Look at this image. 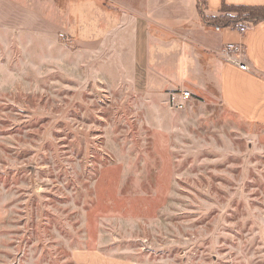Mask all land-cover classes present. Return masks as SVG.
Returning <instances> with one entry per match:
<instances>
[{"label": "rangeland", "instance_id": "obj_1", "mask_svg": "<svg viewBox=\"0 0 264 264\" xmlns=\"http://www.w3.org/2000/svg\"><path fill=\"white\" fill-rule=\"evenodd\" d=\"M81 1L72 0L73 14ZM87 1L117 11L112 0ZM7 23L0 264H81L90 255L264 264V126L226 109L217 86L193 94L190 64L154 59L159 44L136 63L133 39L111 21ZM148 73L154 86L177 80L178 90L150 88ZM184 90L194 96L178 108L174 93Z\"/></svg>", "mask_w": 264, "mask_h": 264}, {"label": "crops", "instance_id": "obj_2", "mask_svg": "<svg viewBox=\"0 0 264 264\" xmlns=\"http://www.w3.org/2000/svg\"><path fill=\"white\" fill-rule=\"evenodd\" d=\"M82 1L73 14L72 0H0V22L5 21L3 25L9 26L13 23L7 22L21 20L24 22L22 26L62 27L78 15L80 27L87 28L111 21L112 27H120L121 32L129 33L127 36L133 39L135 52L131 58L136 63L142 60L144 52L151 50L150 43L159 44L154 59L165 62L182 58L185 66L190 64L184 80L190 78L193 94L199 95L217 86L226 109L245 122L264 126V20L251 24L245 34H240L234 26L220 29L206 26L198 0H112L117 11L108 10L100 3L93 8L87 0ZM225 4L264 5V0H206L205 16H219ZM180 37L186 38L187 42L182 44ZM169 41L171 51H168L171 49ZM227 42L245 45L250 71L221 60L219 53ZM147 75L150 88L157 90L170 85L172 90H178L177 80L154 86L153 74ZM174 96L178 101L180 91ZM90 256L86 259L89 261H80L81 264L120 262L100 255Z\"/></svg>", "mask_w": 264, "mask_h": 264}, {"label": "built area", "instance_id": "obj_3", "mask_svg": "<svg viewBox=\"0 0 264 264\" xmlns=\"http://www.w3.org/2000/svg\"><path fill=\"white\" fill-rule=\"evenodd\" d=\"M250 26V23H242L235 25L234 28L239 31L240 34H245ZM216 28L220 29L218 26ZM219 55L224 62L234 65L243 71H250V66L246 57V47L244 44L227 42L222 46ZM180 95L181 97L176 101L175 106L178 108H184L193 94L189 90H184L180 92Z\"/></svg>", "mask_w": 264, "mask_h": 264}, {"label": "trees", "instance_id": "obj_4", "mask_svg": "<svg viewBox=\"0 0 264 264\" xmlns=\"http://www.w3.org/2000/svg\"><path fill=\"white\" fill-rule=\"evenodd\" d=\"M199 11L203 20H207L204 14V9L206 7V0H198ZM223 12L226 15L215 18L213 17L212 21L209 22L218 27H229L237 25V17H232L230 14L235 12L240 18L245 20L247 23L255 24L264 20V5H224Z\"/></svg>", "mask_w": 264, "mask_h": 264}]
</instances>
